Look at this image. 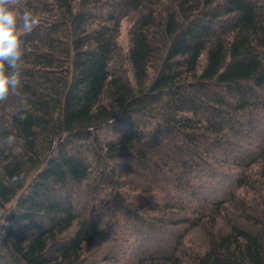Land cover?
<instances>
[{
  "label": "trees",
  "instance_id": "trees-1",
  "mask_svg": "<svg viewBox=\"0 0 264 264\" xmlns=\"http://www.w3.org/2000/svg\"><path fill=\"white\" fill-rule=\"evenodd\" d=\"M15 10L0 264H264V0Z\"/></svg>",
  "mask_w": 264,
  "mask_h": 264
},
{
  "label": "clouds",
  "instance_id": "clouds-1",
  "mask_svg": "<svg viewBox=\"0 0 264 264\" xmlns=\"http://www.w3.org/2000/svg\"><path fill=\"white\" fill-rule=\"evenodd\" d=\"M16 4L17 0H0V102L6 101L10 96L20 95L19 62L23 57L24 48L19 30L22 28L30 32L38 24L30 12L25 11L18 15L15 10ZM14 114L21 121L27 118L23 105L21 109L14 110ZM13 143L14 138L11 136L0 137V144Z\"/></svg>",
  "mask_w": 264,
  "mask_h": 264
},
{
  "label": "rangeland",
  "instance_id": "rangeland-1",
  "mask_svg": "<svg viewBox=\"0 0 264 264\" xmlns=\"http://www.w3.org/2000/svg\"><path fill=\"white\" fill-rule=\"evenodd\" d=\"M120 42L127 48V43H128V39H127V23L124 22L122 25V32L120 34ZM200 230L196 229L193 232H191V238H193V240H197L200 236Z\"/></svg>",
  "mask_w": 264,
  "mask_h": 264
}]
</instances>
